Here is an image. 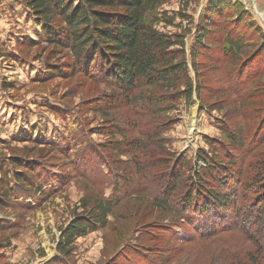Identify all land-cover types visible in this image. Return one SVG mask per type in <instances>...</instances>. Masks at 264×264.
I'll return each instance as SVG.
<instances>
[{
	"label": "rangeland",
	"instance_id": "374dc122",
	"mask_svg": "<svg viewBox=\"0 0 264 264\" xmlns=\"http://www.w3.org/2000/svg\"><path fill=\"white\" fill-rule=\"evenodd\" d=\"M207 1L162 0L156 10L159 19L164 13L182 24L188 55ZM234 1L249 19L210 32L201 56L188 57L197 94L169 108L162 103L173 91L143 87L123 99L88 77H104L97 64L87 74L75 71L70 53L40 40L41 27L20 4L0 3V191L14 188L0 208V219L14 225L0 233V264H264L244 227H210L203 235L153 205L158 178L177 174L181 163L182 177L196 181L199 155L214 156L208 142L226 143L227 130L247 144L239 185L255 174L264 183V0ZM227 30L235 50L221 38ZM54 68L61 75L47 76ZM220 153L216 160L224 161ZM16 162L21 170L9 167ZM26 171L44 194L17 188L15 178ZM144 181L153 182L152 192L137 195ZM106 201L113 207L105 228L76 239L61 257L57 243L74 217L94 216Z\"/></svg>",
	"mask_w": 264,
	"mask_h": 264
},
{
	"label": "trees",
	"instance_id": "16d2710c",
	"mask_svg": "<svg viewBox=\"0 0 264 264\" xmlns=\"http://www.w3.org/2000/svg\"><path fill=\"white\" fill-rule=\"evenodd\" d=\"M11 1L20 4L27 12L29 20L41 27L40 40L53 48L70 53L75 71L81 70L87 74L90 66L97 64L98 72L104 77L91 73L88 77L92 76L119 91L123 99H128L134 89L143 87L173 91V100L162 103L167 108L179 97L189 104L194 93L197 94L196 85L194 87L187 74L188 57L194 61L196 56H201L200 52L205 48L210 32L219 24L220 27H225L230 19H233L231 22L236 21L237 25L249 19L247 11L234 0H208L196 31L197 39L188 55L185 50L186 35L181 33L182 24L175 23V17H168L164 13L160 14V19L157 17L156 10L162 0ZM0 3L4 4V0H0ZM159 24L173 27L180 33L163 34L156 28ZM226 32L221 38L226 41L227 48L235 50L232 44H236V41L232 42L227 36L229 30ZM60 71L61 68H54L51 69L52 74H46L61 75ZM224 135L226 143L216 142L214 145L213 142H208L214 156L209 157L206 152L199 155L203 167L195 170L193 175L196 176V181L191 176L187 179L182 177L181 163L177 165V174L171 170L170 178H158L161 191L158 198L154 197L153 205L180 217L189 227H199L203 235L210 227L221 231L244 227L258 253L264 257V183L255 174L245 180L242 186L239 185L242 170L238 165L245 157L243 148L247 144L237 133L227 130ZM215 147H220L224 154L216 152ZM219 153L226 158L224 161L216 160ZM9 167L21 170L17 162L9 163ZM18 174L15 181L19 190L27 193L34 190L38 195L44 194L41 183H35L32 172ZM152 183L144 181L140 184L139 187H143L144 192L137 195H144L146 192L151 194L152 189L148 190V187ZM260 186H263L262 190L252 197V193ZM180 188L184 191L175 199ZM13 191L14 188L10 187L4 192L0 191V208L7 204L8 196ZM255 206L256 209L252 212ZM112 207L106 201L94 209V216H75L62 232L56 252L61 257H69L76 239L105 228ZM13 226L12 223L0 219V233ZM250 263L257 264L258 261L250 260Z\"/></svg>",
	"mask_w": 264,
	"mask_h": 264
}]
</instances>
